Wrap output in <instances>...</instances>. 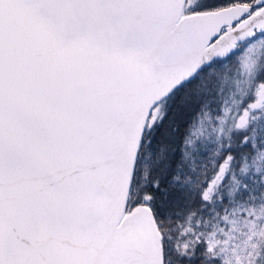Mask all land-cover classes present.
I'll return each mask as SVG.
<instances>
[{
  "label": "snow or ice",
  "instance_id": "snow-or-ice-1",
  "mask_svg": "<svg viewBox=\"0 0 264 264\" xmlns=\"http://www.w3.org/2000/svg\"><path fill=\"white\" fill-rule=\"evenodd\" d=\"M0 264H264V0H0Z\"/></svg>",
  "mask_w": 264,
  "mask_h": 264
}]
</instances>
